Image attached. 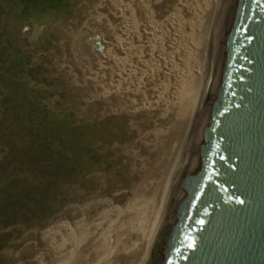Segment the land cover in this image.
<instances>
[{"label": "rangeland", "instance_id": "1", "mask_svg": "<svg viewBox=\"0 0 264 264\" xmlns=\"http://www.w3.org/2000/svg\"><path fill=\"white\" fill-rule=\"evenodd\" d=\"M133 1L69 0L67 7L12 26L16 47L30 60L24 74L38 122L58 143L54 158L64 153L68 159L58 166V183L45 207L29 211V221L0 229L5 233L0 264H140L144 259L165 178L192 111L180 115L176 105L162 101L154 107L134 102L139 96L120 89L118 66L111 67L107 57H119L125 26L143 21L145 8L141 0ZM177 1L143 2L162 20ZM50 155L45 153L46 160ZM54 170L41 168L29 178L42 179Z\"/></svg>", "mask_w": 264, "mask_h": 264}, {"label": "water", "instance_id": "2", "mask_svg": "<svg viewBox=\"0 0 264 264\" xmlns=\"http://www.w3.org/2000/svg\"><path fill=\"white\" fill-rule=\"evenodd\" d=\"M146 264H264V0H224L200 125Z\"/></svg>", "mask_w": 264, "mask_h": 264}, {"label": "bare ground", "instance_id": "3", "mask_svg": "<svg viewBox=\"0 0 264 264\" xmlns=\"http://www.w3.org/2000/svg\"><path fill=\"white\" fill-rule=\"evenodd\" d=\"M143 1L141 0V3L145 12L143 8L142 23L135 27L125 26L121 36L123 38H120L117 44L119 57H107L109 62H112L113 66H110L114 69L118 66L116 75L120 89L131 92L136 98L139 96L134 102L140 101L144 105L154 107L162 101L167 107L176 105L180 115L191 109L192 117L181 143L178 144L175 161L165 178L162 199L155 213L151 233L149 230L147 252L140 264H145L149 258L173 189L200 125L213 44L224 4V0H178L174 9L164 19L155 20L153 12ZM127 8L129 9L128 6ZM134 25L136 24L133 23Z\"/></svg>", "mask_w": 264, "mask_h": 264}, {"label": "trees", "instance_id": "4", "mask_svg": "<svg viewBox=\"0 0 264 264\" xmlns=\"http://www.w3.org/2000/svg\"><path fill=\"white\" fill-rule=\"evenodd\" d=\"M69 5V0H0V229L29 221V211L45 207L58 183V166L68 159L64 153L62 159L54 158L58 143L45 135L26 87L30 60L16 47L11 31L34 15ZM47 151L52 156L46 160ZM49 167L55 170L42 179L29 178V173ZM4 235L0 233L1 246Z\"/></svg>", "mask_w": 264, "mask_h": 264}]
</instances>
